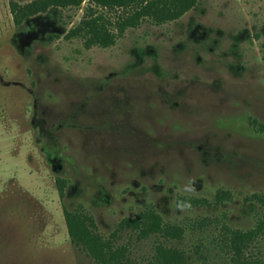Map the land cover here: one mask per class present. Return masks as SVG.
Here are the masks:
<instances>
[{
	"label": "rangeland",
	"instance_id": "374dc122",
	"mask_svg": "<svg viewBox=\"0 0 264 264\" xmlns=\"http://www.w3.org/2000/svg\"><path fill=\"white\" fill-rule=\"evenodd\" d=\"M31 1L0 0V264H93L63 209L104 239L150 210L183 237L123 231L117 243L135 260L164 243L192 264H230L222 227L247 231L264 216V0H200L176 21L123 32L110 24L107 48L67 37L88 0L15 25L10 3ZM255 248L264 256V236Z\"/></svg>",
	"mask_w": 264,
	"mask_h": 264
},
{
	"label": "trees",
	"instance_id": "16d2710c",
	"mask_svg": "<svg viewBox=\"0 0 264 264\" xmlns=\"http://www.w3.org/2000/svg\"><path fill=\"white\" fill-rule=\"evenodd\" d=\"M83 0H33L25 5L10 3V13L15 25H20L38 14L51 8L66 9L79 7ZM200 0H88L83 17L76 27L70 30L67 37H84L86 46L110 47L114 44V36L110 24L119 32L139 26L145 19L156 25L173 22L194 8ZM248 1V0H244ZM96 8L106 11H119L113 23L96 13ZM59 197H63V183L58 182ZM218 199L219 196H218ZM264 203V198H255ZM190 206L203 205L204 200L193 198L185 200ZM67 234L71 242L78 247L93 264H192L187 254L180 248L164 243L155 246L153 253L146 261L135 260L129 244L117 243L118 235L126 230L135 233L138 241L158 236L164 241H180L183 230L174 225L165 224L159 215L147 210L136 217L126 218L119 222L116 231L107 239L93 231L92 220L81 213H71L63 209ZM203 220L200 222L202 225ZM264 236V216L252 229L240 231L226 226L220 231L222 250L230 257V264H264L261 253L256 250V243Z\"/></svg>",
	"mask_w": 264,
	"mask_h": 264
}]
</instances>
